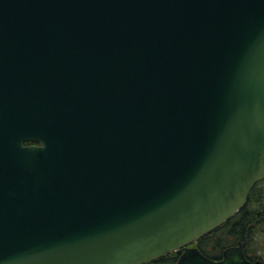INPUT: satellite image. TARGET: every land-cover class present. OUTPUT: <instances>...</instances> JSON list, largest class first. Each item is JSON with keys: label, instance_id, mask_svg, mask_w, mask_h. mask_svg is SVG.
Wrapping results in <instances>:
<instances>
[{"label": "water", "instance_id": "1", "mask_svg": "<svg viewBox=\"0 0 264 264\" xmlns=\"http://www.w3.org/2000/svg\"><path fill=\"white\" fill-rule=\"evenodd\" d=\"M263 175L264 0H0V264H262Z\"/></svg>", "mask_w": 264, "mask_h": 264}, {"label": "trees", "instance_id": "2", "mask_svg": "<svg viewBox=\"0 0 264 264\" xmlns=\"http://www.w3.org/2000/svg\"><path fill=\"white\" fill-rule=\"evenodd\" d=\"M261 209H264V183L258 181L250 190L246 203L238 211L191 245L206 257L216 258L220 256L222 248L234 243L235 239L243 237L247 225L258 217ZM256 227H260L261 231H264L263 224ZM255 229L257 228L253 230ZM253 239L245 250L246 257L250 260L257 258L263 262L264 243H256ZM180 255V252L174 251L145 264H176Z\"/></svg>", "mask_w": 264, "mask_h": 264}, {"label": "flooded vegetation", "instance_id": "3", "mask_svg": "<svg viewBox=\"0 0 264 264\" xmlns=\"http://www.w3.org/2000/svg\"><path fill=\"white\" fill-rule=\"evenodd\" d=\"M259 181L264 183V176ZM259 212H261V213L258 215V217L252 223H249L247 225V227L245 229V234H243V237L240 238V239H235L234 243H232L230 245H226L224 248L221 249L220 256H217L216 258H212V259H216V260L223 259V251H224V249L227 248V247H230V246L240 247V249L242 250L244 256L246 257V253H245L246 251L245 250L247 249V245L251 241V235H252V233L254 231L253 229L254 228H258L256 226L259 225V224H263L264 225V219L259 220V217L264 214V209L259 210ZM255 260H257V258H255L253 261H255ZM262 264H263V262H262Z\"/></svg>", "mask_w": 264, "mask_h": 264}, {"label": "rangeland", "instance_id": "4", "mask_svg": "<svg viewBox=\"0 0 264 264\" xmlns=\"http://www.w3.org/2000/svg\"><path fill=\"white\" fill-rule=\"evenodd\" d=\"M254 238V239H253ZM255 240L254 242L258 243H264V231H261V228L258 227L255 229L251 235V240ZM263 264H264V258H263Z\"/></svg>", "mask_w": 264, "mask_h": 264}]
</instances>
